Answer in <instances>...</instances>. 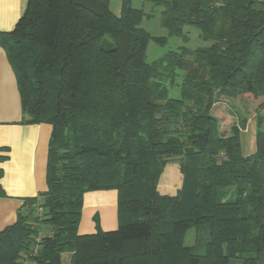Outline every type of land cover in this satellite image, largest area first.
Masks as SVG:
<instances>
[{"label":"trees","instance_id":"1","mask_svg":"<svg viewBox=\"0 0 264 264\" xmlns=\"http://www.w3.org/2000/svg\"><path fill=\"white\" fill-rule=\"evenodd\" d=\"M132 1L115 17L105 0H27L0 32L23 116L51 128L47 189L0 232V264L66 252L71 264H264V3L143 0L169 37L193 26L208 44L148 63V43L166 39L140 27L151 15ZM241 117L256 121L247 157ZM172 161L182 186L161 195ZM109 190L117 229L78 236L83 195ZM41 225L51 234L37 243ZM192 228L200 246L184 245Z\"/></svg>","mask_w":264,"mask_h":264},{"label":"crops","instance_id":"2","mask_svg":"<svg viewBox=\"0 0 264 264\" xmlns=\"http://www.w3.org/2000/svg\"><path fill=\"white\" fill-rule=\"evenodd\" d=\"M109 11L119 17L122 0H105ZM135 1V0H133ZM132 1V2H133ZM143 1V0H137ZM264 3V0H258ZM27 0H0V32H11L22 17ZM240 113H238L239 115ZM241 120V121H240ZM240 148L243 156L256 151V121L242 117ZM51 128L28 123L21 111L16 79L0 46V232L13 225L19 213H27L25 201L46 191V163ZM182 186L179 165L168 163L158 181L161 195L174 196ZM117 192L92 191L83 195L78 236L117 229ZM51 234L41 225L36 242ZM72 253L60 255L61 264H71Z\"/></svg>","mask_w":264,"mask_h":264},{"label":"rangeland","instance_id":"3","mask_svg":"<svg viewBox=\"0 0 264 264\" xmlns=\"http://www.w3.org/2000/svg\"><path fill=\"white\" fill-rule=\"evenodd\" d=\"M132 6L136 9L143 10L146 14H150L151 17L143 19L140 27L149 33L152 37L165 38L166 43L159 45L153 41H150L146 50V61L148 63L158 59L165 53L179 48L185 47L189 50H194L198 47L207 46L206 42H203L200 38V31L193 26H186L183 29V35L179 37H169L167 31L160 25L159 11L153 9L151 4L143 1H133ZM173 97L178 96V90L171 93ZM40 215V211H38ZM206 237V232L203 229H190L186 233L184 238L185 246H200L201 242ZM196 244V245H195ZM230 264H239L238 260L230 261Z\"/></svg>","mask_w":264,"mask_h":264}]
</instances>
